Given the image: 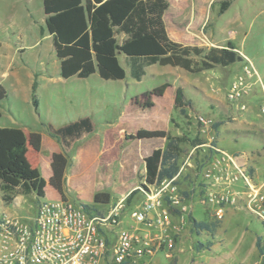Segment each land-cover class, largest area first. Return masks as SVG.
Segmentation results:
<instances>
[{"label":"rangeland","instance_id":"1","mask_svg":"<svg viewBox=\"0 0 264 264\" xmlns=\"http://www.w3.org/2000/svg\"><path fill=\"white\" fill-rule=\"evenodd\" d=\"M170 2L164 20L171 38L190 40L205 49L231 43L243 61L230 67L216 65L196 74L155 64L146 66L143 77L136 81L129 75L128 60L118 53L126 71L123 80L106 81L97 73L87 79H62L52 39L43 23L42 0H0V80L7 91L0 103V127L19 128L25 140L24 130L45 133L49 124L61 127L88 117L94 131L74 143L66 154L70 168L79 148L109 131L104 134L109 143L101 145L104 161L100 165V161L89 158L77 164L64 184L62 198L104 212L138 189L123 211L122 227L126 229L135 226L129 213L143 200V159L165 144L164 139L138 142L129 137L138 129L164 130L171 137L194 139L199 134L196 117H208L214 124L218 148L230 155L247 156L254 182L264 181V0H189L175 14V1ZM223 2H228V7L220 13ZM176 14L181 16L176 18ZM122 38L117 35L119 42ZM194 60L199 62L197 57ZM243 67L251 73L248 88L240 98L229 100L227 91L244 74ZM33 73L46 74L35 92L37 107L30 89ZM162 85L167 87L158 97L155 90ZM177 88L183 89L185 101L190 102L184 114L174 106ZM121 124L124 130L118 131ZM181 147L184 158L191 146L184 142ZM25 148L24 156L31 168L42 178L47 177L49 158L28 151L26 144ZM189 181L184 180L182 186L186 187ZM98 192L109 194L107 204L93 203ZM47 195L54 197L50 187ZM15 198L16 216L34 214L38 202L34 194H18ZM0 206L12 208L3 202L1 193ZM191 206L192 217L207 222L211 232L196 233L188 224L169 258L159 252L151 261L139 264H264L260 250L264 227L257 218L237 207L228 219L217 221L205 206L198 202Z\"/></svg>","mask_w":264,"mask_h":264},{"label":"trees","instance_id":"2","mask_svg":"<svg viewBox=\"0 0 264 264\" xmlns=\"http://www.w3.org/2000/svg\"><path fill=\"white\" fill-rule=\"evenodd\" d=\"M166 0H42L44 25L51 36L55 56L59 60L60 76L64 79L77 77L86 79L94 73L103 80L120 81L126 78V71L120 64L117 54L125 56L129 63V75L140 81L144 75V67L158 64L180 68L192 74L213 69L216 65L228 67L243 58L235 47L228 43L225 47L208 49L178 43L172 40L165 28L163 15L168 9ZM228 7V2L220 5V13ZM122 35V40H117ZM199 58V62L194 60ZM37 82H33L31 95L34 105ZM166 85L155 90L161 97ZM7 97V91L0 84V103ZM174 106L184 114L190 106L184 99V91L177 88L174 94ZM1 117V111H0ZM48 135L55 139L64 150L83 135L93 131L88 117L70 122L62 127L46 126ZM132 139L150 141L164 139L163 148H156L146 156L144 161V184L152 185L174 177L183 162L181 144L190 143L191 149L203 143L198 137H171L164 130L138 129ZM34 151L41 150V134L30 131L27 141L23 140L19 130L0 127V193L5 204H10L18 194L28 196L34 194L39 200L44 197V189L49 185L61 197L64 196L65 172L69 165L63 153H54L50 161V177L42 178L36 169L31 168L25 158V144ZM207 154L196 149L193 162L195 168L182 175L178 184L181 188L193 186ZM184 180H190L186 187ZM134 189L127 194L124 204L138 192ZM183 195L188 197V192ZM110 196L98 192L93 196L94 204H107ZM87 212L99 213L97 208L83 204ZM191 228L211 232L207 222L188 218ZM264 227V225H263ZM260 250L264 256V237L260 242Z\"/></svg>","mask_w":264,"mask_h":264},{"label":"built area","instance_id":"3","mask_svg":"<svg viewBox=\"0 0 264 264\" xmlns=\"http://www.w3.org/2000/svg\"><path fill=\"white\" fill-rule=\"evenodd\" d=\"M244 69L227 91L229 100L248 88L251 73ZM196 123L203 143L184 157L174 177L140 189L143 200L129 213L134 227H122L125 197L99 213L63 198H42L33 215L20 218L0 211V264H139L159 252L169 258L189 224L193 202L208 208L217 221L226 209L240 207L264 225V181L254 182L250 168L218 148L210 118L199 115ZM196 149L208 159L193 186L181 188L179 178L195 168Z\"/></svg>","mask_w":264,"mask_h":264},{"label":"crops","instance_id":"4","mask_svg":"<svg viewBox=\"0 0 264 264\" xmlns=\"http://www.w3.org/2000/svg\"><path fill=\"white\" fill-rule=\"evenodd\" d=\"M167 2H168V9L171 7V2H170V0H166ZM175 1V9L173 10V12L174 13H172V14H175L177 11H178V8H183V4H185V3H187L189 0H174ZM205 1V0H204ZM213 0H208V2L209 3H211ZM167 9V10H168ZM166 10V11H167ZM166 11H165V13H164V15H163V20H164V16H165V14H166ZM193 14H194V12H193ZM176 18H178V17H180L181 15L180 14H176V15H174ZM200 16H201V14H200ZM45 18V17H44ZM43 23H44V19H43ZM164 24H165V20H164ZM165 28H166V24H165ZM166 31H167V28H166ZM47 33V32H46ZM168 33V32H167ZM48 34V33H47ZM49 35V34H48ZM169 35V34H168ZM50 36V35H49ZM51 37V36H50ZM170 37V36H169ZM171 38V37H170ZM172 40H174V41H176V42H178V43H181V44H184V45H190V46H198V47H200L199 46V44H197V43H195V42H191L190 40H188V41H184V40H180V39H173V38H171ZM150 66H152V65H150ZM231 66V65H230ZM230 66H228V67H230ZM244 68V67H243ZM144 71H145V67H144ZM38 72H42V71H38ZM45 75L46 74H39V75H37V76H35V73H33L32 74V82H31V87H32V84H33V82L36 80V82H37V86H38V83H39V81L43 78V76L45 77ZM59 75H60V68H59ZM61 77V76H60ZM73 77H75V76H73ZM90 77V76H89ZM88 77V78H89ZM143 77V76H142ZM62 78V77H61ZM70 78H72V77H70ZM77 78V77H76ZM62 79H64V78H62ZM69 79V78H68ZM78 79H80V78H78ZM87 79V78H86ZM0 84L2 85V81L0 80ZM31 87H30V89H31ZM36 89H37V87H36ZM83 118H85V117H83ZM81 119V118H80ZM234 120H235V122H236V118H233ZM79 120V119H78ZM77 121V120H76ZM92 123V122H91ZM234 123V122H233ZM49 125H51V124H49ZM51 126H53V125H51ZM54 128H59V127H55V126H53ZM62 127V126H61ZM2 128H14V129H17V130H19V128H15V127H2ZM122 130H124V127H123V125L121 124V125H119L118 126V131H122ZM30 131H32V130H29V131H27V130H24V133H25V140L27 141V137H28V134H29V132ZM93 131H94V128H93ZM93 131L91 132V133H93ZM226 131V130H225ZM218 132H219V130L217 131V134H218ZM226 132H229V133H236V131H226ZM40 134H41V150L39 151V152H34L29 146H28V144H27V142H26V146H27V149H28V151H29V149L30 150H32L36 155H43V154H45L46 156H47V158H49V171H48V175H47V177H44V179L45 180H48V178L50 177V174H51V171H50V161H51V156H52V154H54V153H63L65 156H66V154L68 153V151L72 148V146H73V144L74 143H77L78 141H80V140H82V139H84V137L85 136H87V135H89V134H91V133H89V134H85V135H83L79 140H76V141H74L73 143H72V145H71V147L69 148V149H67V150H64L62 147H61V145L59 144V142H57L55 139H53V138H51L49 135H48V133H47V131L45 132V133H41V132H39ZM109 133V131H107V132H105L104 134H108ZM104 134H102L101 135V137L100 138H94V139H92V140H90V141H88L85 145H83L81 148H79V150L78 151H76V153H75V156H74V158H73V165L71 166V168L69 167V166H67V168H66V172H65V185H66V183H67V179H68V177H69V174L70 173H72L71 171L75 168V166L77 165V164H79V163H82V162H85V160L86 159H89V158H92V160H95L96 162H98V161H100V165H101V163H102V161H104V151H103V149H102V147H101V145L103 146V145H106V144H108L109 143V141L106 139V137H105V135ZM46 135V136H45ZM120 135V134H119ZM119 135H118V139H120L119 138ZM217 137V136H216ZM138 142H143V140H137ZM150 141H152V140H150ZM44 148H47V150H45ZM156 149V148H155ZM28 153V152H27ZM257 155H259V153L257 152L256 153ZM149 154H147L146 156H148ZM263 157H264V145H263V152H262V154H261ZM145 156V157H146ZM234 156L236 157V160H237V162L240 164V165H245V166H247V167H249V166H251L249 163H250V160H249V158L247 157V156H243V155H236V154H234ZM67 157V156H66ZM251 160H252V162H253V160H254V155H252L251 154ZM263 160H264V158H263ZM100 168H101V166H100ZM144 171H145V169H144ZM253 173V175H254V172H252ZM50 186L49 185H46V187H45V189H44V197H43V199H45V200H49V201H52V200H57V199H61L62 197L56 192V191H54L51 187H50V191L54 194V197L53 198H49L48 197V195H47V190H48V188H49ZM65 187V186H64ZM65 189V188H64ZM64 189H63V192H64ZM64 194V193H63ZM17 198V197H16ZM16 198L10 203V205H11V207L12 208H6V207H3V206H0V211H3V212H6V213H8V214H10V215H16V210H18L17 208V206L15 205V200H16ZM65 199L67 200V198L65 197ZM237 208V207H236ZM238 208H240V207H238ZM233 208H229V209H226V211H225V216H224V218L222 219L223 221L224 220H226V219H228L230 216H231V214H232V211H234V210H232ZM235 209V208H234ZM245 210V209H244ZM246 211V210H245ZM248 213V212H247ZM249 214V213H248ZM211 216V215H210ZM253 217V216H252Z\"/></svg>","mask_w":264,"mask_h":264}]
</instances>
